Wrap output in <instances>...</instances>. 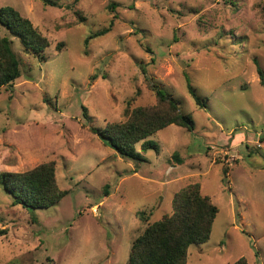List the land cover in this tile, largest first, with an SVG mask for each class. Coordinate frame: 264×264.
I'll use <instances>...</instances> for the list:
<instances>
[{
  "label": "rangeland",
  "instance_id": "1",
  "mask_svg": "<svg viewBox=\"0 0 264 264\" xmlns=\"http://www.w3.org/2000/svg\"><path fill=\"white\" fill-rule=\"evenodd\" d=\"M51 1L0 0L49 42L40 60L0 26L21 71L0 89V171L53 163L67 194L29 209L0 189V264H127L132 241L192 184L218 213L187 264H264V0ZM143 65L194 129L148 137L158 153L135 144L145 162L134 163L91 129L156 104Z\"/></svg>",
  "mask_w": 264,
  "mask_h": 264
},
{
  "label": "trees",
  "instance_id": "2",
  "mask_svg": "<svg viewBox=\"0 0 264 264\" xmlns=\"http://www.w3.org/2000/svg\"><path fill=\"white\" fill-rule=\"evenodd\" d=\"M45 6H54L51 0H38ZM109 26L89 35L84 40L87 47L90 40L101 37L109 32ZM0 26L20 41L26 52L43 60V52L48 47V40L12 7L0 8ZM261 84H264V74L257 61H254ZM142 74L148 80L147 84L156 97V104L150 107L133 109L126 115L124 122L107 124L103 129H91L104 145L110 147L122 159L134 163L145 162L140 153L134 149L141 143V151L153 149L158 153V145L145 141L158 131L175 125L188 131L194 129L192 118L183 114L176 102L165 95L156 84H152L146 76L144 65ZM21 77L19 60L14 54L11 42L6 37H0V89L13 88ZM188 92L195 104L203 109L206 102L201 100L186 79ZM86 115V109L83 108ZM260 140L263 141V138ZM264 156V155H261ZM178 164L181 160L173 154ZM227 174V169H223ZM0 189L10 195L12 204L22 208H49L58 203L67 193L60 190L55 182L54 164L46 163L23 173H3L0 171ZM218 208L207 196L200 192L198 184H192L175 194L172 200V213L164 215L160 220L148 224L143 233L131 243L127 264H187L188 249L192 245H201L208 241ZM4 233L0 231V236ZM233 264H247L240 258Z\"/></svg>",
  "mask_w": 264,
  "mask_h": 264
}]
</instances>
